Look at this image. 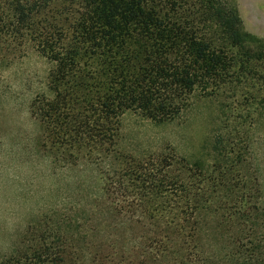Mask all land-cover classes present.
<instances>
[{
	"label": "trees",
	"instance_id": "trees-1",
	"mask_svg": "<svg viewBox=\"0 0 264 264\" xmlns=\"http://www.w3.org/2000/svg\"><path fill=\"white\" fill-rule=\"evenodd\" d=\"M27 44L53 65L30 106L36 146L63 167L108 160L128 111L161 124L197 90L242 84L264 103V42L229 0H0V60ZM113 160L93 209L44 216L0 264H264L261 186L242 170L206 173L174 154ZM205 216L228 235L215 254L200 241Z\"/></svg>",
	"mask_w": 264,
	"mask_h": 264
},
{
	"label": "rangeland",
	"instance_id": "rangeland-1",
	"mask_svg": "<svg viewBox=\"0 0 264 264\" xmlns=\"http://www.w3.org/2000/svg\"><path fill=\"white\" fill-rule=\"evenodd\" d=\"M229 3L243 31L264 42V0ZM52 66L32 44L11 61L0 60V261L44 216L80 219L93 209L88 202L102 196L103 173L112 168L115 155L174 154L206 173L218 162L239 168L247 181L261 186L264 201V103L250 96L248 84L226 85L211 96L197 90L178 118L161 124L125 112L108 160L80 158L63 167L37 148L39 125L30 114L32 101L47 93ZM262 84L256 81L255 88ZM98 222L112 223L109 218ZM216 224L214 218L201 219L200 241L207 254L219 252L228 236Z\"/></svg>",
	"mask_w": 264,
	"mask_h": 264
}]
</instances>
